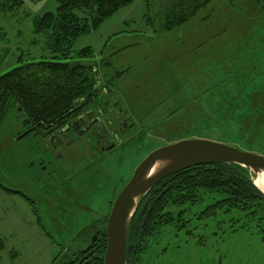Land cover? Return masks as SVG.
I'll list each match as a JSON object with an SVG mask.
<instances>
[{"label": "rangeland", "instance_id": "rangeland-1", "mask_svg": "<svg viewBox=\"0 0 264 264\" xmlns=\"http://www.w3.org/2000/svg\"><path fill=\"white\" fill-rule=\"evenodd\" d=\"M160 2L133 0L73 44L92 47L82 62L119 72L114 85L143 114L135 142L124 141L83 171L89 157L78 144H65L62 170L37 179L38 168L24 172L21 165L48 157L44 144L35 133L17 137L27 125L16 108L6 115L0 125V264H50L61 247L74 246L83 226L95 220L102 226L136 165L171 141L207 138L264 155V0H211L171 29H162L155 15ZM56 5L23 0L0 12V74L48 54L46 35L33 32L32 18ZM219 198L202 192L195 203L170 205L173 215L183 211L185 227L176 221L163 226L136 264H264V210L224 207L204 216Z\"/></svg>", "mask_w": 264, "mask_h": 264}, {"label": "trees", "instance_id": "trees-1", "mask_svg": "<svg viewBox=\"0 0 264 264\" xmlns=\"http://www.w3.org/2000/svg\"><path fill=\"white\" fill-rule=\"evenodd\" d=\"M132 1L57 0L54 11L35 15L32 29L34 33L46 35L48 54L0 74V125L13 108H16V117L28 119L32 125L56 129L65 124L70 115L80 109L78 103L87 99L94 85L93 62L79 59L92 56V47L75 49L74 41L97 29L115 11ZM210 1L163 0L158 4L161 10L155 15L162 29H171L187 22ZM22 2L0 0V12L14 10ZM146 15L150 22L151 14ZM40 130L44 132L43 128ZM202 192L220 196L201 211L204 216H211L224 207L264 210V194L243 166L209 163L179 170L160 180L139 202L128 227L126 264H136L140 254L147 250L150 239L166 224L176 221L178 228H184L186 223H179L183 211L173 215L168 208L187 201L195 203ZM107 216L100 227L95 225L98 220L83 226L75 234L82 237V241L73 247H61L50 264H103ZM92 232L99 233L95 241H91Z\"/></svg>", "mask_w": 264, "mask_h": 264}, {"label": "flooded vegetation", "instance_id": "flooded-vegetation-1", "mask_svg": "<svg viewBox=\"0 0 264 264\" xmlns=\"http://www.w3.org/2000/svg\"><path fill=\"white\" fill-rule=\"evenodd\" d=\"M91 64L94 73L93 90L86 96L87 99L80 100L78 103L80 109L73 112L65 124L55 129L52 126L32 125L30 121L23 123L28 124L24 129L28 132L21 135L20 138L28 137L29 132L35 133L33 134L35 136L38 135L48 157L44 159L42 156L40 159L31 158L28 162L26 160L21 165L22 171L25 172V166L38 168L39 172L36 178L45 180L53 168L62 170L60 160L64 158L63 145L65 144H78L82 154L89 157L87 159L89 162L79 169L83 171L105 154L123 145L124 141L135 142L141 134V128L144 129L145 125L142 119L143 114L140 110L136 112L130 108L126 100L121 97L117 86L114 85L119 72L112 75L109 71L105 72L101 65ZM177 108L178 111L181 110L180 106ZM42 128L44 132L40 130ZM75 175L76 172L66 175L64 181H68ZM22 195L26 196L23 192ZM98 235L99 233L92 232L91 241H95ZM81 241L82 237L74 235L71 243Z\"/></svg>", "mask_w": 264, "mask_h": 264}, {"label": "water", "instance_id": "water-1", "mask_svg": "<svg viewBox=\"0 0 264 264\" xmlns=\"http://www.w3.org/2000/svg\"><path fill=\"white\" fill-rule=\"evenodd\" d=\"M26 122L29 120H22V123ZM27 132L25 130L17 137ZM209 163L243 166L252 174L253 182L260 172H264V155L207 138H183L151 150L136 165L113 199L105 224L103 264H126L129 223L139 202L154 185L179 170ZM259 190L264 194V190Z\"/></svg>", "mask_w": 264, "mask_h": 264}, {"label": "bare ground", "instance_id": "bare-ground-1", "mask_svg": "<svg viewBox=\"0 0 264 264\" xmlns=\"http://www.w3.org/2000/svg\"><path fill=\"white\" fill-rule=\"evenodd\" d=\"M254 182L255 185L264 190V172H260Z\"/></svg>", "mask_w": 264, "mask_h": 264}, {"label": "crops", "instance_id": "crops-1", "mask_svg": "<svg viewBox=\"0 0 264 264\" xmlns=\"http://www.w3.org/2000/svg\"><path fill=\"white\" fill-rule=\"evenodd\" d=\"M180 109H181V105H180ZM175 110H177V109H175Z\"/></svg>", "mask_w": 264, "mask_h": 264}]
</instances>
